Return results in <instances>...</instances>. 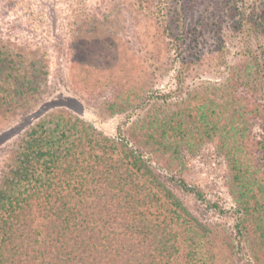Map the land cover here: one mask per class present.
<instances>
[{
    "label": "rangeland",
    "instance_id": "obj_1",
    "mask_svg": "<svg viewBox=\"0 0 264 264\" xmlns=\"http://www.w3.org/2000/svg\"><path fill=\"white\" fill-rule=\"evenodd\" d=\"M0 54V185L33 127L76 118L141 160L149 219L175 221L164 188L183 203L175 264H264V0H0Z\"/></svg>",
    "mask_w": 264,
    "mask_h": 264
},
{
    "label": "trees",
    "instance_id": "obj_2",
    "mask_svg": "<svg viewBox=\"0 0 264 264\" xmlns=\"http://www.w3.org/2000/svg\"><path fill=\"white\" fill-rule=\"evenodd\" d=\"M9 64V55L0 54V69ZM51 117L37 125L48 122L46 134L38 135L37 127L26 134L17 166L0 185V264H175L178 234L172 226L185 228L190 216L183 203L164 188L175 221L149 219L141 208L151 198L132 173L146 171L141 160L111 139L97 142V132L81 120ZM162 124L153 116L144 127L163 132ZM33 159L42 161L40 172L29 171ZM178 186L200 195L183 181ZM88 194L100 211H90ZM96 217L104 223L92 224Z\"/></svg>",
    "mask_w": 264,
    "mask_h": 264
}]
</instances>
